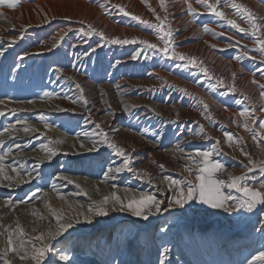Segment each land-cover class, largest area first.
<instances>
[{
    "label": "rangeland",
    "instance_id": "rangeland-1",
    "mask_svg": "<svg viewBox=\"0 0 264 264\" xmlns=\"http://www.w3.org/2000/svg\"><path fill=\"white\" fill-rule=\"evenodd\" d=\"M189 2L201 13L200 15L194 16L187 12ZM212 2L215 3L216 0ZM235 2L246 6L254 13L257 22H264V0H235ZM121 7L130 14L125 15L121 12L119 10ZM220 10L228 19L235 20L241 28H250L246 19L238 15L236 10L230 6V0H221ZM132 15L139 16L149 24L163 22L166 28L170 26L175 51L188 57H195L198 63L202 61V64L199 67L192 65L184 67L186 61L166 57L158 50L144 51V46L139 43L123 46L111 44L98 35L85 36L81 31H88L89 25H92L98 32H103L105 38H135L163 47L156 30L133 20ZM157 16L161 19L157 20ZM179 19H182L184 24L179 23L177 21ZM205 25L211 31L205 32ZM6 26L13 29L20 26L21 30L18 32L17 40L13 41L12 48L4 51L0 47V52H3V55H0V101L8 103L34 101V103L44 104L52 96L59 98L66 96L70 101L85 100V96L78 89L72 91L65 85L62 87L59 85L61 88L57 92L60 93L56 95V90L52 88L48 77L49 69L38 68L39 61L31 55L28 61L22 63L21 66H17L15 60L12 61L14 64L7 62L9 55H18L23 49L27 51L39 49L49 42L46 47L48 49L39 53L40 57L44 58L45 64L49 66L58 64L66 67L75 55L86 54L90 62L89 70L94 65L104 68V76L100 78H107L112 74L118 77L131 76L135 81L143 80L154 83L153 87L145 86L150 87L155 94L159 93L164 97L172 95L176 102L179 101L182 110H188L189 115H192L191 118L197 119L196 121L203 126L204 132L212 130L221 140L218 145L213 143L193 149L190 157L199 159L196 157L197 153L216 149L212 159L223 164L228 173L236 170L232 162L235 157L243 163V170H248L245 165L252 166L250 160L256 162L264 160V140L261 139L264 129L259 128L260 123L264 122V97H261L259 87V84H264V57H261L260 53L255 50L258 45L250 35L238 31L226 20L207 12L197 0H165L163 7L160 0H20L14 9L6 5L0 6V27ZM126 30L134 32L127 33ZM261 31L264 32V28ZM137 51L141 52V56L133 60L131 57ZM201 67L207 69V74L200 70ZM217 80H223V84H217L215 88L211 87L212 84L217 83ZM233 85L236 88L235 92L230 90V86ZM178 89H184L188 94ZM104 91L105 89L97 88L89 95L107 99L108 95ZM45 93L51 95L46 96ZM245 96L249 99L245 100ZM239 101L243 102L239 103ZM204 104L208 107L205 108ZM245 109L251 113L252 119L248 122L256 133L255 138L252 132L242 127L245 117L240 113ZM28 111L0 110L3 113L0 115V137L8 136L6 131L13 127L23 129L24 125L31 123L50 131H56L64 138L80 140L83 131L89 132L93 127L83 118L69 116L66 113L54 115ZM200 125L197 129L186 128L187 133L195 138L201 130ZM157 130L158 128L148 130L152 131L153 139L156 140L160 137ZM226 132L234 137L231 147L225 136ZM20 134L26 135L25 133ZM236 139L240 140L238 146L235 143ZM28 141L33 143L24 151H13L14 148ZM28 141L23 143L22 140L12 139L0 142V166L17 170L27 180V183L18 188L19 190L0 193V200L9 199L18 207L33 206L43 215V218L32 219V226L36 228L28 235L34 239L30 241L26 234L24 239L26 248L30 249L33 241L39 246L40 243L35 238L42 232L47 233L49 229H55L57 220L51 218L54 215L57 218L67 211L74 216V219L78 216L80 223H75L73 220V227L52 241L53 251L49 253V256L56 255L59 260L60 254H66L70 258V264H261L259 257L264 252V239H258L253 245L255 248L246 256L236 252L225 239L228 232L236 233L246 225L249 227L255 225L257 219L264 216V204H258L252 212L246 209L225 212L222 209H213L199 201H194L185 205L184 208L174 206L181 211V214L171 212L162 221L155 220L153 223H149V220L154 218L155 214L145 221L130 212L113 211L106 217H94L93 223L87 224L84 222V214H88L89 209L86 204L87 198L76 196L82 193L68 181L60 179V175L105 184L108 169L111 167L108 164L112 157H117L121 166L124 158L104 144V150L99 155L83 159L58 155L49 163H31V160L15 162L3 160L5 157L9 158L8 153L32 154L37 152L41 145L49 147L52 144L49 143L50 138L41 134ZM252 151H255L257 156L250 159L249 152ZM184 167L183 173L166 176V185L171 189L172 196L174 191L170 187V179L185 181L186 178H193L187 169L195 167L194 160L191 159ZM249 173L247 171L246 176L251 179L245 180L244 183L248 187L261 189L264 185V174L258 169ZM4 175L6 172L3 169L0 170V179L5 178ZM257 175H261L258 181L254 178ZM126 176L122 177V182L117 185L118 188H125L124 182L129 181ZM216 178L229 181L228 175L223 172L217 173ZM137 181L134 186L129 187L132 189L127 190L138 194L146 193L144 186L139 180ZM105 185L110 187L112 184ZM0 190L4 191L3 188ZM222 191L225 195L244 199L243 193L235 189L230 191L225 186ZM114 195L120 196L125 202L132 198L128 193L123 195L103 193L100 202L105 197ZM42 202H49L52 205L51 209L44 213L45 209L39 205ZM236 204L237 199L227 201L229 206ZM197 212H201L203 216L196 215ZM118 213L122 215L120 220L115 217ZM7 217L0 216V231L3 232L0 234L1 255L6 249L4 226L9 222ZM23 217L24 215L18 210L13 212L11 220L14 221L16 229L19 224L26 232L28 224ZM45 219H51L56 224L47 223L48 225H45L44 223L48 221L44 222ZM66 221L65 219L60 220L61 223ZM100 221L104 223L99 225ZM258 223L259 221L256 225ZM16 235L19 234L13 236ZM165 249H167L166 253ZM4 263L0 260V264ZM13 264H25V262L14 259ZM27 264H32V262H27ZM44 264H47V260ZM59 264H69V262L59 261Z\"/></svg>",
    "mask_w": 264,
    "mask_h": 264
},
{
    "label": "bare ground",
    "instance_id": "bare-ground-1",
    "mask_svg": "<svg viewBox=\"0 0 264 264\" xmlns=\"http://www.w3.org/2000/svg\"><path fill=\"white\" fill-rule=\"evenodd\" d=\"M177 21L184 24L182 19ZM17 27L18 28L16 29L7 26L4 28L0 27V47L4 51L12 48L11 45L13 41L17 40L18 32L21 30L20 26ZM128 32L129 31H127V33ZM131 32L132 31L129 33ZM48 43L39 49H29L30 51L23 49L18 55H7V62L9 64H14L12 61L15 60L17 66H21L22 63H26L28 61L29 56L31 55L34 59L36 58V61H39L37 65L38 68L46 67L47 70L49 69L48 77L51 80L52 88L56 90V95L59 92H57V90H60V88L65 85L72 91H76L78 89L81 94L83 93L85 96V100L80 101L78 99H74L73 101H70V99L66 96L61 98L52 96L44 104L39 102L34 103V101L21 103H8L6 101H0V110H29L30 112H45V114L54 115L66 113L69 116L83 118L85 121L91 123L93 127L89 130V132L83 131L84 133L82 132L83 135H81L82 139L80 140L64 138L56 131H50L42 126H37L31 123L24 125L23 129L18 128L21 131L13 127L11 130L6 131L8 136L4 135L3 137H0V142L3 143L4 141L18 139L22 140L24 143L27 142L28 139H32L33 137L41 134L42 136L50 138L51 141L59 142L49 145V147L53 148L57 154L51 159H47V153L40 148L37 152H33L32 154L8 153L7 156L9 158L5 157L3 160L6 162L31 160V163H49L58 155H69L73 159L95 157L104 150V144L99 143L101 140L99 133L103 130L111 141L117 143L120 147L125 148V150L131 154V166L138 172L149 173V176L138 178L133 172H129L127 170L122 172H108V178L106 182H104L105 184H112L110 187L102 184V182L97 183L93 180H87L84 178H71L69 176L60 175V179L68 181L70 184L75 186L80 193H82V195L75 194L76 196H84L87 198L86 204L88 205V208L92 207L94 203H99L102 199L103 193H114L120 195L128 193L131 197L136 198H139L141 194H151L155 195V197L158 200L163 201V203L161 204V212L155 214L154 218H150L149 223H153L155 220L162 221V219L171 212L181 214V211H178V209L174 206L169 207L167 211H164L165 207L169 205V202L172 199V191L166 185V176L169 174L183 173V169L185 168L184 166L188 165L191 160L189 157L192 155V150L209 144L212 145L213 143L218 145L219 141H221L218 139V135L212 132V130H207L206 132H202L200 130L195 138L191 137L187 133L186 128L197 129L200 123L196 121L197 119L194 120L191 118L192 115H189L187 112L188 110H182L178 103L179 101L176 102L172 95L164 97L159 93L155 94L150 90V87L145 86H152L154 84L153 82V84H151L150 82H145L143 80L135 81L131 78V76L118 77L112 74L107 78H100L104 76V68H102V66L97 67L94 65L92 66V69L89 70L90 62L86 54H82L80 56L75 55L74 58H72L71 63H68L66 67L59 66L58 64H53L51 66L45 64L44 58L40 57L39 53L48 49L46 48ZM17 56L18 58H16ZM116 71L117 69L115 72ZM59 85H61V87H59ZM97 88H101L103 90L105 89L104 92L108 95V98L103 99V97L100 98V96L97 97L89 95V93L93 90L95 91ZM85 101H87V103H85ZM98 125L99 127H97ZM25 128H29L30 130L25 132ZM156 128H158L157 131L160 133V137L157 140L153 139L154 137L152 131H148ZM20 133H25L27 136H23ZM94 141L97 142L95 145L97 150L89 151V149L93 148ZM31 143L33 142L28 141V143H25L22 146H17L13 149V151H24ZM255 151L249 152L250 159L257 156ZM234 159L238 161H235ZM232 162L234 166H236V170L232 172V175H246L248 170L242 169L243 163L239 159L235 157ZM108 165L111 166L110 168L112 169L122 167L119 165L117 157H112ZM161 165H163V167H161ZM0 167L6 172L4 177L8 176L13 178L11 181L5 178L0 179V184H2L0 185V188L4 189V191L0 190L1 194L17 190L27 183L25 177L21 176L20 172L17 170L8 169L5 166ZM124 175H127L126 177L129 181L124 182L126 185L125 188H118L117 185L119 182H122V177ZM248 177L246 180L251 179V177ZM254 178L258 181L261 179V175L254 176ZM137 180H139L140 184L144 186V191H146V193L138 194L135 191L127 190L132 189L129 187L134 186V184L138 182ZM228 182H230V180ZM226 188L228 187L226 186ZM228 190L231 191L232 188H228ZM9 201V199L0 200V216H8L7 218L9 220V222H7L8 225L6 223L4 226V240L6 242L5 247H7L9 232H11L12 238H14L12 242L13 247H15L18 245L21 237L19 235H16L17 237L13 236L14 234H18L14 221L11 220L13 212L20 210V212L24 215V221L28 224V231H24L22 237L23 240L31 230L36 228V226H32V219L37 217L43 218V215H41L39 210H36L33 206L23 205L22 207H18L14 204L9 205ZM39 205L45 209L43 210L44 213L52 207L49 202H42ZM257 210L259 212V207ZM64 213L65 214L61 213V215H59L61 220H68L69 218L75 220L71 213L67 211ZM118 214L115 216L116 219H122V215ZM196 215L203 216L201 212H197ZM263 218L264 216H261V220L259 218L257 219V222L259 221L257 225L256 222L252 227L246 225L243 229H240L236 233H226L225 240L231 244V247L234 248L236 252L243 253V255L246 256L253 248H255L253 245H255L258 239H264ZM51 219L57 220L55 215ZM51 219L43 220L44 222L48 220L44 224H56L52 222ZM98 223L101 225L104 222L100 221ZM2 233L3 232L0 231V234ZM33 239L34 238L32 236H29L30 241ZM37 242L41 243L38 240ZM11 255H13V258H11ZM7 258L12 261V264L14 259H19L15 253L11 251L8 253ZM7 258H5L4 254H0L1 261L5 262Z\"/></svg>",
    "mask_w": 264,
    "mask_h": 264
},
{
    "label": "snow or ice",
    "instance_id": "snow-or-ice-1",
    "mask_svg": "<svg viewBox=\"0 0 264 264\" xmlns=\"http://www.w3.org/2000/svg\"><path fill=\"white\" fill-rule=\"evenodd\" d=\"M165 0H160V4L163 7ZM198 3L201 4L202 7L206 9L207 12H210L214 14L216 17L220 19L226 20V22L231 25L232 27L238 29V31L243 32L245 34L250 35V37L255 41V43L258 45V47L255 49L258 51L261 55V57H264V32H262V28H264V22H257L255 18V14L252 13L246 6L242 4H238L235 2V0H230V6L236 10V13L238 15L243 16L244 19L249 23L250 28L245 29L241 28L239 24L236 23L235 20L228 19L225 16V13L220 10V3L221 0H216L215 3L212 2V0H197ZM20 3V0H0V6L6 5L9 8H16L18 4ZM121 12H123L125 15H129L130 13L125 12L124 9L121 7L119 9ZM155 11L154 9L152 10ZM187 12L192 15H200L195 9L192 4L189 2L187 4ZM132 19L140 22L141 24H144L147 27L154 28L156 30L157 36L159 40L163 43V47H159L157 44L150 43L145 40H137L135 38L133 39H120V38H105V34L103 32H98L92 25H89L88 31H83V34L85 36H91V35H98L102 39H106L107 43L111 44H118V45H126V44H135L139 43L144 46V51H147L149 49L156 51L158 50L161 52L164 56L174 58L176 60L180 61H186V63L183 65L184 67H187L189 65L199 67L200 64H202V61L198 63L197 59L195 57H188L183 53H179L175 51L173 45V32L168 26L167 28L161 22L160 24H149L148 21L142 20L139 16L132 15ZM161 18L157 16V20H160ZM205 32L211 31L206 25L204 27ZM213 47H215L213 45ZM171 49V51H170ZM0 55H3V52H0ZM247 55V53H245ZM141 56V52L137 51L135 55H133L131 58L133 60L138 59ZM254 58V57H253ZM239 59V57L237 58ZM202 72L207 74V69L202 68L200 69ZM233 76H235V73H233ZM254 83H258L256 81H253ZM217 84H223V80H217L216 84H212L211 87L215 88L217 87ZM259 87L261 88V97H264V84H259ZM230 90L232 92L236 91L235 86H230ZM178 91H183L185 94H188L186 90L184 89H178ZM46 96H50V93H45ZM245 100H248L249 97L245 96ZM243 101H239V103H242ZM87 103V101H85ZM127 107V106H126ZM204 107L207 108L208 106L204 104ZM0 115H3L2 112H0ZM241 116L245 117L244 122L242 123V127L249 132H252L253 137L255 138L256 133L249 126V119H252L251 113L248 109H245L243 112L240 113ZM43 119V117H41ZM240 126V125H238ZM99 127V125L97 126ZM260 129H264V122L260 123L259 125ZM30 129L25 128L24 131L28 132ZM201 131H203V126L201 125ZM101 140L99 143L101 144H107L108 148L112 149L117 155L124 158V162L122 167H117L115 169L109 168L108 172H122L124 170H127L129 172H133L138 178L139 177H148L149 173L147 172H138L135 168L131 166L132 158L131 154L128 153L125 148L120 147L117 143L111 141L107 134L103 132V130L99 133ZM225 136L227 137V140L230 142L229 146H232V143L234 141V137L231 133H225ZM261 139L264 140V134H262ZM49 143H59L58 141H49ZM96 141L93 142V148L89 149V151L97 150L95 145ZM236 145L238 146L240 143L239 139L235 140ZM41 149L44 150L47 153L46 158L51 159L53 156H55L57 153L53 148L48 147L47 145H41ZM241 152H243V148L240 149ZM216 151V149H213L211 151H204L199 152L196 154V157L199 159H196L194 157H190V159L194 160L195 167H190L187 170L190 174H192V179H185V181H178V180H171L170 179V187L173 188L174 195L172 196L171 201L169 202V205L165 207L164 211H167L169 207L178 206L179 208H184L185 205L189 204L190 202L199 201L201 204L208 205L209 207L213 209H222L225 212H231V211H238L239 209H246L248 212H252L253 209L258 204H264V185H262L261 189H255L248 187L244 181L247 179L246 175H240L235 176L232 175V173H228L225 166L218 161H214L212 159L213 152ZM247 155V153H245ZM250 164L251 167H248V165H245V167L248 169L249 172L259 170L262 174H264V160H260L258 162L251 161ZM163 167V165H161ZM2 170V169H0ZM226 173L229 177L230 182L223 181L221 179L216 178L217 173ZM5 179L12 180V177L6 176ZM227 186L228 188L235 189L238 192L243 193L244 199L240 200L238 198L231 197L229 195H225L222 191L223 187ZM33 196H35V193H33ZM63 199V197H61ZM237 199V204L235 206H229L227 205V201ZM163 201L158 200L155 195L151 194H141L139 198L132 197L131 199H128L127 202L125 200L121 199L120 196L114 195L113 197H105L103 201L99 203H94L92 207L88 209V214H84V222L87 224L93 223L94 217H106L109 215L110 212H130L132 215L141 218L142 220H149V217L160 213L161 212V204ZM9 205L12 204L11 201L8 202ZM111 205L110 207L107 205ZM53 214H55V210H53ZM61 218L57 216V227L55 229H49L47 233H40L35 239L40 241V245L37 246V244L33 241L31 248H26L24 240L22 239L24 230L17 224L16 231L18 232L21 239L18 242V245L13 247L12 242V236L11 232L8 234L7 238V247L5 249V257H7L8 252L11 251L15 253V255L20 259V261L25 262H32V264H44L45 260H47V264H59V261H68L70 264V258L66 254H60L59 260H57L56 255L49 256V253L53 251V244L52 241L55 240L58 236L63 235V233L68 232L70 228L73 227V219L69 218L66 222L61 223ZM75 223H80V220L77 216L75 219ZM167 252V249H165V253ZM261 264H264V252L260 254L259 257ZM5 264H12L11 260H5Z\"/></svg>",
    "mask_w": 264,
    "mask_h": 264
}]
</instances>
